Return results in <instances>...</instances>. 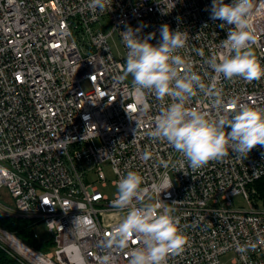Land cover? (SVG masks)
I'll list each match as a JSON object with an SVG mask.
<instances>
[{"label": "built area", "instance_id": "2783aa9c", "mask_svg": "<svg viewBox=\"0 0 264 264\" xmlns=\"http://www.w3.org/2000/svg\"><path fill=\"white\" fill-rule=\"evenodd\" d=\"M102 2L0 0V189L9 198L0 201V216L26 219L38 245L0 227V248L16 264H128L141 241L133 235L127 248L118 247L117 225L131 207L150 205L154 214L167 208L186 240L164 264H225L221 258L228 253L232 264H264V210L255 206L264 205L253 187L264 177V146L247 155L229 149L192 169L165 140L150 137L176 98H157L148 89L140 96L128 84L121 31L139 28L136 34L152 44L163 24L187 33L173 53L185 62L177 71L195 73L205 88L194 85L185 107L210 120L241 106L264 109V76L249 81L213 70L210 60L227 54L221 41L230 26L210 19L211 0ZM251 5L250 48L264 66V0ZM105 164L114 187L129 171L140 175L141 199L114 207L117 193L110 197L99 189L107 187ZM154 184L165 189L159 197ZM236 196L245 208L234 206ZM39 223L47 240L34 232Z\"/></svg>", "mask_w": 264, "mask_h": 264}, {"label": "clouds", "instance_id": "9594fccd", "mask_svg": "<svg viewBox=\"0 0 264 264\" xmlns=\"http://www.w3.org/2000/svg\"><path fill=\"white\" fill-rule=\"evenodd\" d=\"M92 6L103 7V2L92 0ZM251 7V0H211L210 19L230 26L221 41L227 54L219 62L215 58L210 60L213 70L225 78L239 76L250 81L264 76V66L258 63L250 48L253 42L248 22ZM138 31L139 28L131 26L121 31L127 48L124 75H131L140 96L148 89L154 91L157 98L166 95L176 98V102L169 104L156 119L154 127L147 133L150 137L165 140L182 154L192 169L226 156L229 149L247 155L254 146H264V109L241 106L230 115L210 120L205 114L185 107V98L193 94L194 85L205 88L195 73L185 71L181 75L177 71L176 66L185 62L173 53L184 45L187 33L171 30L163 24L159 42L152 44L148 39H141L136 34ZM152 35L149 33V37ZM148 156V153L144 154L145 159ZM141 181L136 172H127L117 182L113 206L124 209L134 198L141 199ZM171 185L169 181L167 188ZM152 187L158 197L165 190L155 184ZM177 224L167 208L160 214H154L150 205L131 207L117 225L113 242L120 248H127L129 239L135 235L141 246L130 251L128 264H164L166 255L180 250L186 242Z\"/></svg>", "mask_w": 264, "mask_h": 264}, {"label": "rangeland", "instance_id": "374dc122", "mask_svg": "<svg viewBox=\"0 0 264 264\" xmlns=\"http://www.w3.org/2000/svg\"><path fill=\"white\" fill-rule=\"evenodd\" d=\"M251 50L253 51V53L255 55L256 51L254 50V48H251ZM113 51H115L114 47H113ZM125 78H126V81L128 82V84H132L133 83L131 75H127V76H125ZM102 171H103V173H104V175L106 177V180H107V187L105 189H103V188H101L99 186V189H100L101 192L106 193L108 196L111 197L113 194L117 193V188L110 184L111 180L113 179V174H112L111 168H110L109 165L105 164V165H103ZM88 178L90 180L95 179V177L93 176L92 172H89ZM8 199L9 198L7 196V192L4 189H0V201L2 203H8ZM233 204H234L235 207L245 208V203L242 200L241 196L234 197L233 198ZM255 206H256L257 210H259V211H263L264 210L262 205L259 204V203L256 204ZM10 218L20 219V218H15V217H10ZM23 220H26V219H23ZM34 232L37 233L38 237L41 238V239L47 240L49 238L41 223L37 224L34 227ZM28 244L30 246H32V245L35 246V247L37 246V244L34 241H33V243H28ZM232 259H233V255L231 253H228V254H226L225 256H223L221 258V260L225 264H232L231 263Z\"/></svg>", "mask_w": 264, "mask_h": 264}, {"label": "trees", "instance_id": "16d2710c", "mask_svg": "<svg viewBox=\"0 0 264 264\" xmlns=\"http://www.w3.org/2000/svg\"><path fill=\"white\" fill-rule=\"evenodd\" d=\"M253 187L256 191V198L260 199L264 205V177L257 180L253 184ZM0 227L15 234L18 238L26 243H33L31 238V227L26 220L0 216ZM36 248H38V245ZM0 264L16 263L0 248Z\"/></svg>", "mask_w": 264, "mask_h": 264}, {"label": "bare ground", "instance_id": "6f19581e", "mask_svg": "<svg viewBox=\"0 0 264 264\" xmlns=\"http://www.w3.org/2000/svg\"><path fill=\"white\" fill-rule=\"evenodd\" d=\"M10 244L12 246H14L17 250L21 251L24 253L25 256H27L28 258H30L32 261L38 263L39 260H37V258L30 252H28L27 250L24 249V247L15 239L10 238Z\"/></svg>", "mask_w": 264, "mask_h": 264}]
</instances>
